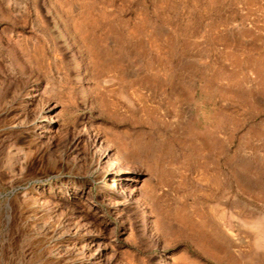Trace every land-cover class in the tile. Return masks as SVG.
<instances>
[{"label":"rangeland","instance_id":"rangeland-1","mask_svg":"<svg viewBox=\"0 0 264 264\" xmlns=\"http://www.w3.org/2000/svg\"><path fill=\"white\" fill-rule=\"evenodd\" d=\"M0 264H264V0H0Z\"/></svg>","mask_w":264,"mask_h":264},{"label":"bare ground","instance_id":"bare-ground-1","mask_svg":"<svg viewBox=\"0 0 264 264\" xmlns=\"http://www.w3.org/2000/svg\"><path fill=\"white\" fill-rule=\"evenodd\" d=\"M105 148H106V147H105ZM107 149H108V148H107ZM106 151H107V150H106ZM106 157H108V158H109V160H111V159H112L111 161H113V158L110 156V154H107V155H106ZM117 158H118V156H117ZM121 180H122V179H121ZM126 183H127V182H126ZM125 185H126V184H125Z\"/></svg>","mask_w":264,"mask_h":264}]
</instances>
